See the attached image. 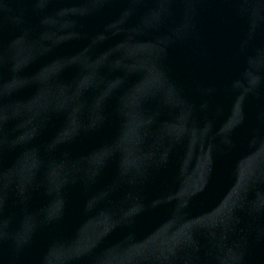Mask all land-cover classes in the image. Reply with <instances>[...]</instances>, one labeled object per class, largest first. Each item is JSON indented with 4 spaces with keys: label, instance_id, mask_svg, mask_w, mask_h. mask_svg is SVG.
Instances as JSON below:
<instances>
[{
    "label": "water",
    "instance_id": "obj_1",
    "mask_svg": "<svg viewBox=\"0 0 264 264\" xmlns=\"http://www.w3.org/2000/svg\"><path fill=\"white\" fill-rule=\"evenodd\" d=\"M0 264H264V0H0Z\"/></svg>",
    "mask_w": 264,
    "mask_h": 264
}]
</instances>
